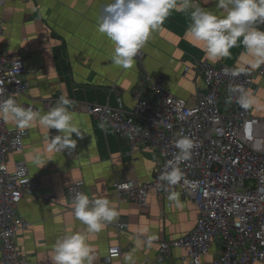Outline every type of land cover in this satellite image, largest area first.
I'll return each mask as SVG.
<instances>
[{
  "label": "crops",
  "instance_id": "obj_1",
  "mask_svg": "<svg viewBox=\"0 0 264 264\" xmlns=\"http://www.w3.org/2000/svg\"><path fill=\"white\" fill-rule=\"evenodd\" d=\"M111 2L11 0L0 6V51L21 56L30 83L22 101L45 114L43 101L57 103L62 96L69 99L72 101L69 110L81 133L72 134L76 141L74 149L45 153L44 161L51 160L41 167L30 153L44 151L48 133L37 125L25 130L22 153L9 156L10 170L18 160H24L30 176L42 184L40 192L24 196L18 206V214L29 225L18 234L16 244L28 264H53L57 239L69 230H86L87 226L74 216V199L68 192L75 182H82V192L90 200L108 198L116 203L119 212L116 220L89 239L96 255L94 264H126L124 256L128 253L132 254L134 264H187L181 248L172 249L170 256L159 263L158 243L189 233L197 219L195 206L180 195L182 207L177 208L168 196H158L154 191L149 192L142 209L132 202L118 201L112 187L115 182L150 180L161 159L148 146L131 148L108 123L92 118L84 109L87 105H107L131 110L138 99L150 97L136 94L143 71L152 78L160 77L173 96L192 102L204 93L198 65L207 59L188 33L190 8L187 12L173 10L151 33L143 46V69L136 62L128 69L116 66L112 63L113 43L98 31L102 9ZM197 3L217 15L225 14L218 7V0H197ZM230 51V57L215 64L238 67L244 47L239 45ZM250 90L264 101V77L255 75ZM250 110L264 119V108ZM5 124L10 129L16 128L12 122ZM59 134L57 129H49V139ZM117 224L126 227L120 230ZM144 226L149 228L147 235L139 232ZM150 236L155 237L151 243ZM116 245L120 246L121 255L108 262L107 251ZM220 251L221 242L216 241L203 261H210Z\"/></svg>",
  "mask_w": 264,
  "mask_h": 264
},
{
  "label": "built area",
  "instance_id": "obj_2",
  "mask_svg": "<svg viewBox=\"0 0 264 264\" xmlns=\"http://www.w3.org/2000/svg\"><path fill=\"white\" fill-rule=\"evenodd\" d=\"M11 0H0V6ZM264 28V24L258 25ZM144 52L139 50L134 60L143 69ZM204 93L187 102L170 94L160 77L152 78L143 71L136 94L150 96L138 99L127 111L107 105H87L85 113L108 123L131 148L148 146L161 159L150 180L134 179L115 182L113 190L118 201L132 202L142 209L148 194L154 191L165 197L172 191L189 199L195 206L197 219L193 229L172 241L158 243L157 261L163 262L172 249L186 253L187 264H264V119L254 116L237 103L243 87L250 90L255 75L264 77V67L249 69L233 77L223 66L203 61L199 65ZM24 61L19 54L0 51V87L5 92L0 101L12 97L24 107L22 99L30 89L25 77ZM57 103L43 101L47 113ZM27 132L21 135L0 120V264H28L16 244L19 233L28 223L18 214V206L26 195L42 190L40 181L33 179L24 160L9 169L10 154L23 151ZM191 138L197 147L190 160L177 162L179 138ZM19 138L21 143H16ZM171 167H179L182 179L169 185L160 179ZM82 182L73 183L68 192L74 199L82 192ZM120 230L125 224H117ZM221 242L220 253L208 262L203 258L212 245ZM120 246H111L106 260L121 255Z\"/></svg>",
  "mask_w": 264,
  "mask_h": 264
},
{
  "label": "clouds",
  "instance_id": "obj_3",
  "mask_svg": "<svg viewBox=\"0 0 264 264\" xmlns=\"http://www.w3.org/2000/svg\"><path fill=\"white\" fill-rule=\"evenodd\" d=\"M218 7L224 10L223 16L203 9L197 0H112L102 9L98 31L114 45L112 63L128 69L134 65V57L143 48L151 33L173 10L187 12L191 8L188 33L191 42L204 52L207 61L215 64L230 57L232 48L243 45L245 51L240 55L239 66L231 70L225 69L226 75L236 77L245 74L249 69L254 70L264 65V30L258 27L264 24V0H218ZM233 91L239 93L237 103L242 109L264 108V101L257 98L251 90L240 87ZM4 92L5 89L0 87V95ZM71 104L72 101L62 96L55 107L41 114L9 97L0 101V120L14 123L21 135L24 130L37 125L47 131L44 151L30 153L33 160L43 167L51 160L44 161L45 153L76 147L72 134L80 136L81 133L69 110ZM49 129H57L60 134L49 139ZM16 143H21L19 138ZM175 147L178 149L175 159L182 162L191 159L197 145L191 138L184 136L176 141ZM160 179L167 181L169 185H176L182 179V172L179 167H171L169 171L161 174ZM167 199L177 208L182 207L178 192H170ZM73 205L75 218L87 226L86 230H69L57 239L53 247V264H94L96 255L89 239L118 218L117 205L108 198L90 200L84 193L75 195ZM139 232L147 235L149 228L141 227ZM153 239L154 236L148 237V242L151 243ZM124 260L126 264H134L131 253L125 254Z\"/></svg>",
  "mask_w": 264,
  "mask_h": 264
}]
</instances>
